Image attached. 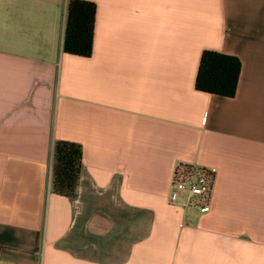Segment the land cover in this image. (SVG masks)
I'll list each match as a JSON object with an SVG mask.
<instances>
[{"label":"crops","instance_id":"1","mask_svg":"<svg viewBox=\"0 0 264 264\" xmlns=\"http://www.w3.org/2000/svg\"><path fill=\"white\" fill-rule=\"evenodd\" d=\"M68 1L0 0V264H264V0H88L90 56ZM205 49L241 60L235 96L196 88ZM180 164L217 168L209 212L169 202Z\"/></svg>","mask_w":264,"mask_h":264},{"label":"trees","instance_id":"2","mask_svg":"<svg viewBox=\"0 0 264 264\" xmlns=\"http://www.w3.org/2000/svg\"><path fill=\"white\" fill-rule=\"evenodd\" d=\"M95 7L88 0H69L67 4L64 51L81 56L92 54ZM242 70L241 60L233 54L205 49L196 77L198 90L226 97L235 96ZM82 146L58 140L54 147L53 191L75 197L82 170Z\"/></svg>","mask_w":264,"mask_h":264},{"label":"built area","instance_id":"3","mask_svg":"<svg viewBox=\"0 0 264 264\" xmlns=\"http://www.w3.org/2000/svg\"><path fill=\"white\" fill-rule=\"evenodd\" d=\"M216 176V167L178 165L171 180L169 202L184 209L198 207L201 213L209 212Z\"/></svg>","mask_w":264,"mask_h":264}]
</instances>
